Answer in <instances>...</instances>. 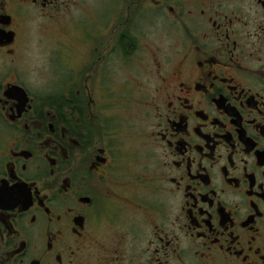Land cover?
Masks as SVG:
<instances>
[{
  "label": "flooded vegetation",
  "instance_id": "obj_1",
  "mask_svg": "<svg viewBox=\"0 0 264 264\" xmlns=\"http://www.w3.org/2000/svg\"><path fill=\"white\" fill-rule=\"evenodd\" d=\"M0 264H264V0H0Z\"/></svg>",
  "mask_w": 264,
  "mask_h": 264
},
{
  "label": "rangeland",
  "instance_id": "obj_2",
  "mask_svg": "<svg viewBox=\"0 0 264 264\" xmlns=\"http://www.w3.org/2000/svg\"><path fill=\"white\" fill-rule=\"evenodd\" d=\"M51 48L53 49V46L40 42L36 33L32 34L30 41H27L25 58L21 61L19 70H21L20 75L25 77V82L30 86L45 85V87H50L53 84L50 80L53 70L49 64ZM148 71V65L145 62L136 65H124L118 74L119 84L124 86V92H143L145 85L148 86ZM135 122L136 125H140L138 120ZM122 123L126 124L125 122Z\"/></svg>",
  "mask_w": 264,
  "mask_h": 264
},
{
  "label": "water",
  "instance_id": "obj_3",
  "mask_svg": "<svg viewBox=\"0 0 264 264\" xmlns=\"http://www.w3.org/2000/svg\"><path fill=\"white\" fill-rule=\"evenodd\" d=\"M13 88L17 89L18 90L17 92H23L25 94V91H24V89L22 87L15 86Z\"/></svg>",
  "mask_w": 264,
  "mask_h": 264
}]
</instances>
